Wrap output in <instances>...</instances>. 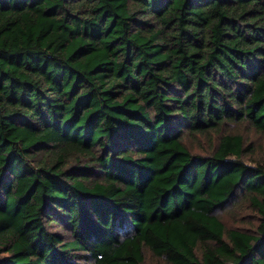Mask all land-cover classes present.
Listing matches in <instances>:
<instances>
[{
	"label": "trees",
	"instance_id": "trees-1",
	"mask_svg": "<svg viewBox=\"0 0 264 264\" xmlns=\"http://www.w3.org/2000/svg\"><path fill=\"white\" fill-rule=\"evenodd\" d=\"M234 124L264 135V0H0V264H264Z\"/></svg>",
	"mask_w": 264,
	"mask_h": 264
},
{
	"label": "rangeland",
	"instance_id": "rangeland-1",
	"mask_svg": "<svg viewBox=\"0 0 264 264\" xmlns=\"http://www.w3.org/2000/svg\"><path fill=\"white\" fill-rule=\"evenodd\" d=\"M231 128L235 130L241 131L246 136L247 143H251L253 147L252 155L247 156V161L251 162L250 159L261 158L264 156V135L257 131L256 129L251 128L248 125H232ZM195 141L193 144V148L195 151L204 150L210 147L209 142L205 139L202 141ZM222 216L227 224V226L231 228L238 227H250L256 221V214L251 209H248L246 206H229L227 210L222 212ZM145 264H166V262L155 256L150 251L146 253V261Z\"/></svg>",
	"mask_w": 264,
	"mask_h": 264
}]
</instances>
